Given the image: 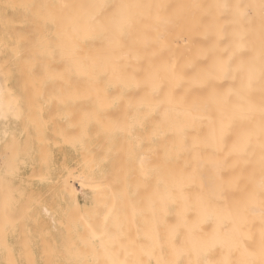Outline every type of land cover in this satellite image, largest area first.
Instances as JSON below:
<instances>
[{
    "label": "snow or ice",
    "instance_id": "obj_1",
    "mask_svg": "<svg viewBox=\"0 0 264 264\" xmlns=\"http://www.w3.org/2000/svg\"><path fill=\"white\" fill-rule=\"evenodd\" d=\"M0 264H264V0H0Z\"/></svg>",
    "mask_w": 264,
    "mask_h": 264
},
{
    "label": "rangeland",
    "instance_id": "obj_2",
    "mask_svg": "<svg viewBox=\"0 0 264 264\" xmlns=\"http://www.w3.org/2000/svg\"><path fill=\"white\" fill-rule=\"evenodd\" d=\"M65 153H67V160L65 159ZM58 159L60 162V169L57 171H54L48 178L47 181L41 183L39 180H35V184L37 187V191L40 192L44 196V202L40 209V212L42 214V217L46 222L51 225L53 218L57 219V227H60L59 218L57 216V208L59 207V202L55 199L58 192H60L64 187V181L68 178L67 173L63 171L65 167L75 169L78 167L79 164V157L76 154V151L71 148L65 147L64 150L60 151L58 150ZM63 173V174H62ZM27 174L29 176L32 175V168L29 167L27 169ZM80 173H77L79 175ZM36 175H39V171H37ZM95 177V180L97 182H101L103 180V177L99 175L98 173L93 175ZM74 178V177H73ZM74 182V181H73ZM77 192H75L73 199L75 203L79 204L81 207H83L85 204L91 206L94 203H97L101 200H107L111 193H109L106 189H102L101 186H99V190L97 192H93L89 189H84L81 186H78L76 182H74ZM100 184V183H99ZM81 189V190H80ZM102 190V192H101ZM105 193V194H104ZM108 193V194H107ZM104 194V195H103ZM103 195V196H102ZM77 198V199H76ZM102 198V199H101ZM106 198V199H105ZM47 208L51 212L52 219L45 215L44 209ZM128 212L131 214V209H128ZM129 214V215H130ZM149 219H150V214ZM141 225L143 224V220L140 221ZM84 226L81 225V228Z\"/></svg>",
    "mask_w": 264,
    "mask_h": 264
},
{
    "label": "bare ground",
    "instance_id": "obj_3",
    "mask_svg": "<svg viewBox=\"0 0 264 264\" xmlns=\"http://www.w3.org/2000/svg\"><path fill=\"white\" fill-rule=\"evenodd\" d=\"M56 2L88 4V3L116 2V0H56ZM138 2H142V3L180 2V3H189L190 4V3H195V2L211 3V2H214V0H138ZM180 47H181V49H183V47H184L183 41L180 42ZM88 50L94 51L91 42H89L86 45V51H88ZM165 58L167 59V56ZM182 64H183L182 60L178 61V70H179V65H182ZM177 101H179V97H177ZM79 175L76 174V176H79ZM73 181L76 182L78 184V186H81L84 189H89L93 192H97L99 190V186H100L99 183L100 182H97L93 175H89V174L85 173L84 174V181L85 182L83 184H82L81 180L76 178V177L73 178ZM74 182L72 183V190H73V193L75 194V192H77L78 189H76ZM101 192H102V190H101ZM77 195H78V192H77ZM75 196H76V194H75ZM97 202H98V200H97ZM44 213L46 216H48L52 219L51 212L49 209L45 208Z\"/></svg>",
    "mask_w": 264,
    "mask_h": 264
}]
</instances>
